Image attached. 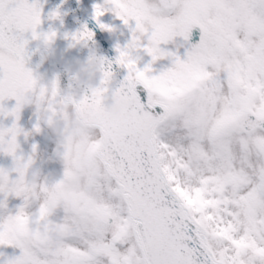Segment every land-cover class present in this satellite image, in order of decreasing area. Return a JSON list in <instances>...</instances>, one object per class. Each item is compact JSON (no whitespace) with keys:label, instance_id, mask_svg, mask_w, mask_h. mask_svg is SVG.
<instances>
[{"label":"snow or ice","instance_id":"6c2138e0","mask_svg":"<svg viewBox=\"0 0 264 264\" xmlns=\"http://www.w3.org/2000/svg\"><path fill=\"white\" fill-rule=\"evenodd\" d=\"M108 3L125 24L135 21L117 49L128 74L113 84L110 61L81 102L119 92L133 104L98 125L88 158L74 161L66 149L63 177L43 187L28 178L32 158L17 155L18 123L9 128L0 152L18 176L0 169V209L9 196L23 203L0 212V264H264V0ZM104 11L96 6L97 20ZM6 21L37 36L41 12L0 0V35ZM93 35L85 28L74 39ZM178 36L185 57L163 47ZM141 49L151 57L143 67ZM15 55V66L0 60V113L18 121L22 91L37 90V78L23 48ZM162 59L172 66L156 74ZM8 99L17 102L11 111Z\"/></svg>","mask_w":264,"mask_h":264},{"label":"clouds","instance_id":"9594fccd","mask_svg":"<svg viewBox=\"0 0 264 264\" xmlns=\"http://www.w3.org/2000/svg\"><path fill=\"white\" fill-rule=\"evenodd\" d=\"M37 29V28H36ZM45 39L43 59L54 56L52 47L54 37ZM25 40L27 44H25ZM91 39L81 40L88 44ZM29 41L25 33H21L5 23V30L0 35V60L6 66H15L17 50L23 48L26 54ZM92 51L87 61L81 63L72 72V85L68 89H62L58 83L55 94L37 93L36 90L22 91L24 105L35 102L40 107L39 124L46 125L55 135L61 155L66 149L70 150L74 161H81L89 157L93 151V145L97 143V127L104 121H117L124 117L126 110L132 106V99L125 93L105 94L99 105L95 103H82L85 97L89 96L93 89L97 88L104 79L105 70L110 61L95 49L94 45H88ZM113 84L119 80L112 78ZM7 87V85H6ZM39 81L37 79V88ZM39 126V125H38ZM43 129L39 126V131ZM11 139L9 128L0 129V147H7ZM105 145L98 146L95 150H102ZM33 161V160H32ZM21 166L23 162H18ZM33 164V162H32ZM31 164V165H32ZM30 165V167H31ZM30 182L34 186L43 187L46 181L40 180L34 175Z\"/></svg>","mask_w":264,"mask_h":264},{"label":"rangeland","instance_id":"374dc122","mask_svg":"<svg viewBox=\"0 0 264 264\" xmlns=\"http://www.w3.org/2000/svg\"><path fill=\"white\" fill-rule=\"evenodd\" d=\"M83 2L95 14L97 5L105 9L104 14L99 18L106 26L118 48H124L131 42L135 21L125 24L116 12L112 10L113 6L108 3V0H83ZM163 47L177 52L181 57L186 56L187 48L179 36ZM136 55L139 57L138 63L141 67L151 61V57L143 49L139 50ZM171 66V60L162 59L156 62L153 68L156 70V74H159ZM27 68L31 69L38 79L39 87L51 88V76L46 63L37 70H33L32 66H27ZM39 87L36 90L37 93L39 92ZM16 103L15 99H8L4 101V106L11 111L16 107ZM39 113L40 107L35 102L26 103L22 107L18 121L13 115L0 113V129L11 128L13 124L18 123L21 132L17 137L19 143L17 155L22 156L25 161L30 157L33 160V164L28 170V178L31 180L34 175H37L40 180L54 183L63 177L65 161L61 155L62 149L59 147L51 129L46 125L39 124ZM38 125L43 129L42 131H36ZM15 167L16 161L14 158L11 155L0 152V169L9 170L13 179L18 176V173L13 171ZM2 199L3 196H0V200ZM22 203L23 201L20 198L9 196L7 199V210L0 209V212H14Z\"/></svg>","mask_w":264,"mask_h":264},{"label":"water","instance_id":"95a60500","mask_svg":"<svg viewBox=\"0 0 264 264\" xmlns=\"http://www.w3.org/2000/svg\"><path fill=\"white\" fill-rule=\"evenodd\" d=\"M28 2L38 6L41 23L36 29L37 36H34L31 30L25 33L29 44L24 57L35 66L42 64L44 38L55 33L52 45L55 54L48 58V63L53 82L58 81L62 89H68L72 85V72L91 55L92 49L89 44L94 45L99 54L112 62L117 80L121 81L127 76V69L116 63L118 48L107 29L101 27L103 25L101 20H97L94 11H90L82 0H28ZM85 28L94 34L88 44L74 39ZM185 43L188 45V42Z\"/></svg>","mask_w":264,"mask_h":264}]
</instances>
